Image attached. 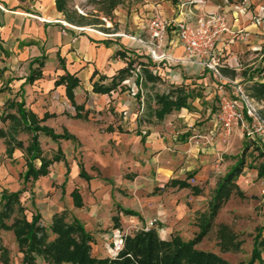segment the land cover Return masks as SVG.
I'll list each match as a JSON object with an SVG mask.
<instances>
[{"label":"crops","instance_id":"obj_1","mask_svg":"<svg viewBox=\"0 0 264 264\" xmlns=\"http://www.w3.org/2000/svg\"><path fill=\"white\" fill-rule=\"evenodd\" d=\"M122 2L110 14L97 16L101 28H94L95 24L67 22L55 0H0V128L5 132L0 137V200L3 190L20 191L26 218L39 214L45 226L55 213L66 211L67 221L78 219L92 235V254L98 257L113 256L117 236L142 229L148 221H154L152 228L163 239L174 235L184 241L192 239L194 236H188L187 230H200L216 183L243 154L239 153L241 148L250 147L248 152L254 155L251 153L235 184L242 192L246 189L240 181L248 175V180L255 181L250 191L262 198L264 215V175L258 176V167L264 161V154L260 155L264 153V136L247 138L235 128L228 142L223 143L214 107L218 88L225 79H231L229 71H233L231 80L264 117V100L256 99L247 89L254 81L264 83V0H132L129 9L123 8ZM216 12L225 13L230 29L216 49L221 57V78L186 58L176 31L173 35L167 32L161 46L154 49L156 60L150 56L148 24L152 19L183 20L194 25L200 17ZM113 24H117V30ZM129 63L127 74L113 88L106 92L93 89V82L107 85ZM145 69L165 84H185L194 89L198 95L191 101L192 109L173 110L162 120L156 119L151 109L155 93L149 90L157 80H147ZM31 72L39 74L29 80ZM66 73L78 79L73 99L80 109L75 110L71 104L65 84H56ZM142 86L149 90L143 91ZM8 101L23 102V108L39 119L50 114L41 125L74 137L53 140L39 134V142L44 135L56 145L54 153L45 156L40 142L42 156L60 158L48 166L45 175L24 180L26 154L15 142L21 141L25 147L30 135L20 130L17 108H9ZM70 106L75 110L72 115L68 114ZM94 108L104 110L107 123L97 125L86 120L97 119L91 118L88 111ZM101 126L104 128L99 134ZM109 142L119 153L102 154L101 148ZM125 150L131 151L130 164H137L139 151L145 162L128 186L129 191L115 183L122 180L126 158L121 151ZM152 151L157 153L151 156ZM220 154H229V161L220 164ZM35 164L39 166L40 160L36 159ZM80 165L87 177L79 175ZM51 166H57V178L52 177ZM221 170L224 172L217 178ZM139 178H144L146 193L139 189L138 181H143ZM171 179L186 180L200 191L193 193L189 187L172 186L168 184ZM53 181L61 186H52ZM73 191L80 196V206L74 203ZM114 217L118 219L117 226ZM10 232L0 229L3 247L9 245L4 236ZM204 237L197 247H202ZM261 237L264 240V222ZM236 250L239 249L230 247L213 252L223 257L222 252ZM254 264H264L262 250L261 260Z\"/></svg>","mask_w":264,"mask_h":264},{"label":"trees","instance_id":"obj_2","mask_svg":"<svg viewBox=\"0 0 264 264\" xmlns=\"http://www.w3.org/2000/svg\"><path fill=\"white\" fill-rule=\"evenodd\" d=\"M67 1L55 0L57 10L63 13L67 22L77 25L91 23L85 22L87 19L83 15H76L75 12L68 13ZM100 2L106 4L102 11L110 14L112 9L121 0H100ZM93 23H99V20H94ZM127 66L126 68L118 70L111 77L107 85L93 82V89L106 92L113 88L127 74L130 63ZM221 72L226 73L224 69ZM144 73L147 80H157V77L152 75L148 70L145 69ZM34 74L38 75L39 72H31L27 79L32 80ZM234 76L235 73L229 71V78L232 79ZM60 83L65 84L66 94L75 110L80 109L81 106L77 105L73 99V89L77 86L78 79L66 73L56 80V84ZM247 89L251 91V95L256 99L264 100V83L254 81ZM197 95L198 93L194 89H191L185 84H171L167 90L156 92L153 95L154 107H151V109L156 119L162 120L166 114L171 113L173 110H179L181 108L191 110V101ZM23 104V102L14 101H8L7 103L9 108H17L19 119L16 121H21L19 128L30 135V141L25 147H23L21 141L15 142L16 146L24 148L25 150L27 170L24 174V180H27L30 177L35 179L40 175H45L48 166L54 160L60 159L58 155H54L51 159L42 156L38 139L39 134H45L53 140L73 139L74 137L67 132L57 134L46 125H41L40 123L46 120L50 114L45 113L39 119L32 111L24 109ZM1 136H5V132L0 128ZM7 151L10 150L7 149ZM59 151L60 149H58ZM261 154L263 155L264 153ZM36 159L40 160L39 166L35 164ZM244 164V157L242 155L217 181L208 203V211L202 217L203 223L200 230L192 239L187 241L182 240L178 235H174L168 240L163 239L159 236L155 228H142L130 234H124L122 246L113 256L98 257L92 254V235L85 230L83 224L78 219L72 217V219L67 221L66 211L55 213L48 226L41 223L39 214H34L31 220H28L25 215V207L19 199L20 191L8 192L3 190L0 200V226L13 230L20 248L26 245L25 255L27 261H32L34 255L41 254L48 260L49 264H232L220 254L200 249L196 245L207 234L219 209L231 195L232 188H235V192L238 194H242L237 188L235 180L241 174ZM79 175L87 177L81 165ZM263 175L264 161L258 167V176L261 177ZM190 176L187 175V178ZM168 184L178 187H189L193 193H199L200 191L196 186L187 183L186 180L171 179ZM72 196L75 205L80 206L81 199L77 191H73ZM124 211L132 213L131 210ZM6 220H11V223L7 224ZM114 221L117 226V217H114ZM218 235L221 251L229 250L230 247L233 249L239 248L240 242L233 241L234 237L230 234V230L226 224L220 225ZM263 243L261 227H257V232L253 236V247L250 258L240 264H254L255 261H260L261 246Z\"/></svg>","mask_w":264,"mask_h":264},{"label":"rangeland","instance_id":"obj_3","mask_svg":"<svg viewBox=\"0 0 264 264\" xmlns=\"http://www.w3.org/2000/svg\"><path fill=\"white\" fill-rule=\"evenodd\" d=\"M131 1L132 0H123V2H122L123 8L124 7H128V9L132 8L131 7ZM105 5L106 4L101 3L100 0H68L67 1L68 13H74L75 12L76 15H83L87 19V20H85V22H88V23L91 22L90 23L91 25L95 24V25H92V26H94V28H101V27H99V25H97L99 23H93V22H94V20H99L97 16H100L101 14H103L102 9ZM82 24H85V23H82ZM113 25H114L113 26L114 29L117 30L118 29L117 24L116 25L113 24ZM126 32L128 33L129 31L126 29ZM167 32H168V34L173 35V32L175 33L174 26L169 25L167 27ZM167 46L168 45L166 44V47ZM129 52L133 53V51H129ZM161 66L164 67L163 65H161ZM169 85H171V84H165L161 79H159L151 87L150 90H149V88H147V89L149 91H151L152 93L163 92L169 88ZM142 88H143V91L147 90V89H145V86H142ZM242 88L245 90V92H247V94L249 96H251L250 93L246 90V86L242 85ZM147 95H150L149 92L147 93ZM215 101H217V99ZM214 107L218 108L217 104H214ZM68 110H69V112H68L69 115H72L75 113V110L73 109L72 106H70L68 108ZM88 111H89V113H91V118H97V119L93 120V119L89 118L90 120L89 119H86V120L92 121L93 123H96L97 125H102V124L108 122V119L106 118L107 114L104 113V110L98 111V110H96V108H94V109H91ZM259 114L261 115L260 112H259ZM115 118H117V117L115 116ZM114 120L115 119H112L113 122H114ZM55 125H59V124L56 123ZM102 128H104V127L101 126L98 128L99 134H102V132H103ZM178 136L183 137L182 135H178ZM247 138H249V137H247ZM252 139H256V137H253ZM40 142H41V147L43 149L44 155L45 156H51L55 151L56 145L53 144L44 135L40 136ZM62 145H63V143H62ZM249 148L250 147H247L244 150H242V148H241L239 151V153H243V154H241V156L243 155L245 163H248L250 161V158H251L252 152H248ZM114 151L119 153V150L116 147H114V144L112 142H109L108 145H105L104 147L101 148V152L104 155H107L108 152H111V154H112ZM121 152L124 153L123 155L126 158V160L124 161V165L122 166V169H123L122 180L120 182L119 179H117L115 183L124 187V191H129L128 186L132 185V181L134 180L137 173H139V169L141 167H143L145 162H143L142 159L140 158V156H141L140 151L138 153L139 157L137 160V164H130V159H129L130 154H131L130 150H125V151H121ZM168 152H170V151H168ZM156 153H157V151H154V152L152 151L151 156H154ZM238 155H237V157H238ZM260 155H262V154L260 153ZM217 159H223V160H220V164H225L226 161H229V154H224V156L220 154V158L218 156ZM51 167H52L51 168L52 170H50V172L52 173V177L57 178V176H58L57 166H51ZM93 170H97V168L93 167ZM223 170H221L219 172V175L217 178L221 177L220 174H222L224 172ZM249 178H250V176L248 175L246 177L245 181H243V182L240 181V184L243 187H245V189H246V190L242 191V194H238L237 192H235V188H232L233 190H232L231 195L224 202L222 207L219 209L217 215L213 219L211 226H210L207 234L204 237L205 240H204V243L202 244V247H201L204 250H209V251L214 250V251L221 252L220 246H219L220 243L218 242V240H219L218 231H219L220 225L226 224L227 227L230 229V232H232V234L235 235L237 240L240 241V246L238 248L239 250L222 252L223 258H225L226 260H228L232 264H240L241 262H246L249 259L251 247H252V237L257 232V227H261V223L264 222V215L261 212V210H262V207H261L262 198L260 196L251 194L250 189H252L254 187L253 185H254L255 181L254 180H248ZM138 180H143V181H138V182H141L139 184V187H140L139 189L143 190V192L146 193L147 191L145 190V186H144L145 185L144 184V178H139ZM190 182L192 183L193 181L190 180ZM53 185L56 187L61 186L59 184H56L55 181L52 182V186ZM126 195H128V194H126ZM41 223H42V221H41ZM0 229L11 231L8 235L5 234V236H4V238L7 240V243L9 245H6L5 247H3L2 243L0 242V246L2 248L0 250V264H49L48 260L41 254H36V255H34V259L32 261H27L26 255H25L26 254V252H25L26 251V245L23 248H20L19 243L17 242V240L15 238V234H14L13 230L5 229L1 226H0ZM198 231H199V229L197 230V232H193L192 230H190V231L187 230V235L188 236H194L196 233H198ZM132 232H134V231H132ZM0 239L2 240L1 237H0ZM11 246H13V247H11ZM261 250H262V252H264V247Z\"/></svg>","mask_w":264,"mask_h":264},{"label":"built area","instance_id":"obj_4","mask_svg":"<svg viewBox=\"0 0 264 264\" xmlns=\"http://www.w3.org/2000/svg\"><path fill=\"white\" fill-rule=\"evenodd\" d=\"M63 25L65 26V24ZM169 25L174 26L177 40L184 48L186 58L199 62L220 77L218 66L221 57L216 51L217 44L225 34L230 32L225 13L207 14L200 17L194 25L183 20L170 21L155 17L148 24L150 42L147 46L148 52L154 60L157 59L154 49L161 46ZM226 84L229 85V88L224 86ZM217 106L216 120L223 143L228 142L229 136L235 128H239L245 137L264 136V118L233 80L225 79L224 84L218 88ZM152 226H154V221H148L143 229ZM122 243L123 235L119 234L114 243L115 252L120 249Z\"/></svg>","mask_w":264,"mask_h":264}]
</instances>
